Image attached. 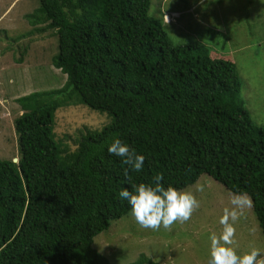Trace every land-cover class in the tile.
Returning <instances> with one entry per match:
<instances>
[{"label": "trees", "instance_id": "obj_1", "mask_svg": "<svg viewBox=\"0 0 264 264\" xmlns=\"http://www.w3.org/2000/svg\"><path fill=\"white\" fill-rule=\"evenodd\" d=\"M36 1L18 41L8 46L0 29V58L44 59L66 80L14 100L18 157L0 159V264H110L93 239L131 212L119 192L158 174L165 187L183 190L205 175L248 193L264 237V127L240 100L231 59L200 43L174 45L149 15L151 0ZM42 34L57 38L48 59L31 51ZM77 105L107 121L85 128L70 150L54 117ZM113 137L145 156L140 172L125 175L107 151ZM134 264L158 263L141 255Z\"/></svg>", "mask_w": 264, "mask_h": 264}, {"label": "rangeland", "instance_id": "obj_2", "mask_svg": "<svg viewBox=\"0 0 264 264\" xmlns=\"http://www.w3.org/2000/svg\"><path fill=\"white\" fill-rule=\"evenodd\" d=\"M37 7L36 0H0V29L8 30V46L18 41L20 31L29 30L24 16ZM149 15L161 20L174 45L200 43L209 49L211 57L225 54L230 58L241 82L240 100L252 124L264 127V0H151ZM54 40L57 38L44 34L31 45V51L48 59L49 46L54 55ZM222 44L226 45L224 50H220ZM7 61L0 58V159L17 160L13 122L21 112L14 100L33 92L60 89L66 77L44 59L35 65L28 59L19 66ZM103 120L105 125L106 116L83 105L63 107L55 113V135L74 150L85 128L99 130ZM201 185L204 190L198 191ZM183 190L192 191L200 202L188 221L150 229L137 223L130 212L98 234L92 248L110 264H134L141 255L158 264H209L210 237L222 232L220 217L225 208L234 207L232 193L205 175ZM235 228L232 246L237 253L257 248L264 258V237L252 206L240 210Z\"/></svg>", "mask_w": 264, "mask_h": 264}, {"label": "clouds", "instance_id": "obj_3", "mask_svg": "<svg viewBox=\"0 0 264 264\" xmlns=\"http://www.w3.org/2000/svg\"><path fill=\"white\" fill-rule=\"evenodd\" d=\"M107 151L122 159L127 166L125 175L128 171L140 172L144 166L145 156L119 137L112 138L107 145ZM14 160L17 161L13 159V162ZM161 179L162 176L158 174L154 178L155 184L139 183L133 185L131 191L123 189L119 192V197L130 205L137 223L144 228L159 229L161 226L169 228L176 221H188L193 211L200 206L192 191L181 190L171 185L165 187L160 183ZM197 190L203 191V185ZM231 204L234 207L225 208L220 217L222 232L219 235L212 234L210 237L209 264H264L259 249L252 248L246 253L238 254L232 246L235 242V222L239 218L240 210L251 207V197L246 192L233 193Z\"/></svg>", "mask_w": 264, "mask_h": 264}, {"label": "water", "instance_id": "obj_4", "mask_svg": "<svg viewBox=\"0 0 264 264\" xmlns=\"http://www.w3.org/2000/svg\"><path fill=\"white\" fill-rule=\"evenodd\" d=\"M14 162H15V160H14Z\"/></svg>", "mask_w": 264, "mask_h": 264}]
</instances>
